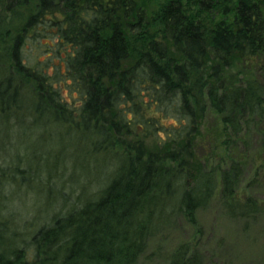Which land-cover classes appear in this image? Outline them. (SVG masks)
I'll return each instance as SVG.
<instances>
[{
	"label": "trees",
	"instance_id": "1",
	"mask_svg": "<svg viewBox=\"0 0 264 264\" xmlns=\"http://www.w3.org/2000/svg\"><path fill=\"white\" fill-rule=\"evenodd\" d=\"M23 111L81 133L109 168L29 232L0 213V264H141L151 238L176 220L198 230L214 201L255 220L264 0H0V116ZM162 261L202 257L181 243Z\"/></svg>",
	"mask_w": 264,
	"mask_h": 264
},
{
	"label": "rangeland",
	"instance_id": "2",
	"mask_svg": "<svg viewBox=\"0 0 264 264\" xmlns=\"http://www.w3.org/2000/svg\"><path fill=\"white\" fill-rule=\"evenodd\" d=\"M13 118L15 123L0 116V175L9 183L0 184L7 207L0 213H7L12 230L23 234L62 207V193L68 200L75 197L67 196L72 189L87 193L109 165L105 157L92 154L81 133L52 122L49 113L29 116L23 111ZM145 142L155 144L153 139ZM28 168L40 171L39 179ZM257 198L264 201V190ZM196 218L198 230L176 220L151 238L141 264H164L162 258L181 243L195 247L202 264H264V215L246 223L232 220L214 201Z\"/></svg>",
	"mask_w": 264,
	"mask_h": 264
}]
</instances>
